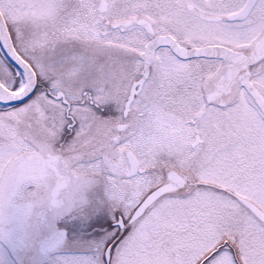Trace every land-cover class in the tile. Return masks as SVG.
Masks as SVG:
<instances>
[{
	"label": "snow or ice",
	"instance_id": "obj_1",
	"mask_svg": "<svg viewBox=\"0 0 264 264\" xmlns=\"http://www.w3.org/2000/svg\"><path fill=\"white\" fill-rule=\"evenodd\" d=\"M0 264H264V0H0Z\"/></svg>",
	"mask_w": 264,
	"mask_h": 264
}]
</instances>
